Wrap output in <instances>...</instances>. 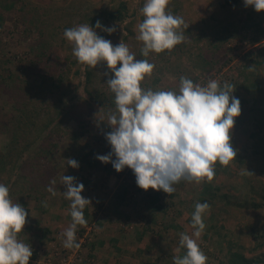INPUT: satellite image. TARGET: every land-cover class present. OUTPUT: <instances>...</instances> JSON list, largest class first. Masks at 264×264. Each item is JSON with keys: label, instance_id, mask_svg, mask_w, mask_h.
<instances>
[{"label": "trees", "instance_id": "1", "mask_svg": "<svg viewBox=\"0 0 264 264\" xmlns=\"http://www.w3.org/2000/svg\"><path fill=\"white\" fill-rule=\"evenodd\" d=\"M133 1H47L62 12V23L52 25L51 28V21H45L52 37H43L37 45H31L33 52L39 50L36 52L38 63L43 62L40 67L42 73L33 77L34 82L28 79V75L23 77L20 74V62H17L16 70L12 71L7 66L8 61L0 57V95L9 92L13 86L17 90L10 94L12 104L2 107L15 113L9 123L0 121V133L6 130L9 135L8 144L3 150L0 149V183L9 188L12 201L22 204L28 212L29 202L35 200L37 208L46 213L50 208L48 204L51 195L47 189L53 184L41 183L38 179L46 178L56 182L61 177L53 160L57 153L55 149L62 142L71 149L66 159L74 158L83 170L88 166L100 165L97 155L103 152L105 154V151L86 147V143L83 145L86 148L85 155L79 157L75 147L81 148L80 141L89 138L95 130L104 128V136L107 131L112 130L105 119L115 111L114 93L106 82L114 73L104 62L96 67L78 62L73 54L74 45L64 36L65 29L81 24L95 27L96 22L100 21L104 27H114L115 31L108 33L101 28L97 29L98 35L110 40L113 45L123 41L137 59H148L155 65L153 72L141 82L144 88L161 90L159 83L165 78L175 79L180 84L181 76L201 85H206L212 79L221 85L225 81L234 85L233 95L241 102V114L236 118L232 130V144L238 155L228 166L217 161L214 176L222 171L231 174V166L236 165L243 177L234 187L237 190L243 188V195L223 192L225 185L222 182L215 185L210 181L201 188L195 200L192 197L194 205L187 221L194 231L191 224L194 206L196 202H207L210 209L203 217L206 228L202 237L211 239L212 233L224 236V259H220L219 264H264V11L257 12L251 6L246 7L243 0H207L206 11L200 16L196 0H169L168 10L184 19L185 23L181 27L185 39L171 50L151 52L148 57H143V42L138 41L136 36L138 24L145 18L141 11L145 0H139L136 5ZM17 2L18 0H0V5L5 10H10L15 8ZM35 20H38L37 16L32 17V21ZM3 26L4 13L1 12L0 32ZM37 28L44 35V30L39 26ZM56 35H60L59 40L53 44L50 39ZM32 63L39 66L37 61ZM230 71L234 74L229 73ZM80 90L84 93L82 96L79 95ZM96 105H99L97 109ZM2 114L3 111H0V115ZM72 120L78 123V127L71 125ZM98 120V125L94 127V122ZM239 131L245 135V140L238 148L233 135ZM106 150L107 154L111 152L109 144ZM64 162L67 164V161ZM105 169L108 173L115 170L113 166ZM36 173L40 178L36 179ZM68 176L77 180L74 174ZM80 183L84 184V194L91 181L84 177ZM122 186L115 193L116 199L111 202L117 208L132 198L127 185ZM56 188L54 191L57 197ZM171 194L174 197L177 192ZM58 199L59 197L55 198L54 203H51L57 204ZM151 200L154 209H164L165 204L158 192L151 196ZM68 202L65 200L64 205L67 206ZM174 203L172 201L170 205L174 206ZM98 208L86 205V225L94 223L92 211ZM222 212L229 217H243L242 221H238L239 231H229L224 222L226 215L221 216ZM181 215L182 210H179L173 218L177 220ZM108 222L110 226L113 220L99 218L94 223V240L86 236L87 241L83 246L90 249V257L94 256V249L98 245L104 244L100 232L105 233ZM86 225L77 226V243L87 232ZM33 226L36 232L25 241L32 242L36 238L38 246L35 250L32 248L33 255L29 264L43 255L40 249L48 240H57L51 227H40L38 222ZM169 227L182 228V225L167 221L164 228ZM219 227L227 229L231 234L220 232ZM28 229L30 226L27 225ZM49 234H53L51 238ZM250 240L251 245H248ZM185 253L186 249L181 246L178 256L182 257ZM79 264H91V261L82 260Z\"/></svg>", "mask_w": 264, "mask_h": 264}, {"label": "clouds", "instance_id": "2", "mask_svg": "<svg viewBox=\"0 0 264 264\" xmlns=\"http://www.w3.org/2000/svg\"><path fill=\"white\" fill-rule=\"evenodd\" d=\"M169 0H145L141 9L144 19L138 24L136 39L143 42L141 54L161 53L184 41V19L168 10ZM246 7L264 11V0H243ZM112 33L115 28L81 24L65 29L64 36L73 46L78 62L96 67L104 62L114 75L107 80L114 93L115 111L108 114L111 131L106 140L111 146L107 155H97L101 162H111L116 171L133 170L137 185L144 189L163 190L171 194L182 179L200 183L211 180L218 161L223 166L237 158L232 144L235 120L241 114V102L233 95L234 85L215 79L206 85L180 77L179 90H153L141 82L155 65L148 59H137L123 41L113 45L97 33V29ZM115 156V159H113ZM68 166L78 168L74 158ZM64 196L70 201L71 225L65 230V248L79 247L76 242L78 225H86L84 216L90 199L82 196L84 184L64 175ZM55 184V180L51 181ZM52 195V187L47 189ZM45 206H46V202ZM207 202H196L191 235L180 233V245L186 249L182 257H173L174 264H206L208 257L197 243L206 228L204 214ZM29 213L20 203H13L9 188L0 183V264H29L32 247L18 239Z\"/></svg>", "mask_w": 264, "mask_h": 264}, {"label": "rangeland", "instance_id": "3", "mask_svg": "<svg viewBox=\"0 0 264 264\" xmlns=\"http://www.w3.org/2000/svg\"><path fill=\"white\" fill-rule=\"evenodd\" d=\"M42 0H18L15 8L10 10H5L3 6L0 5V13H4V26L0 32V57L4 60H7L10 70H16L17 62H20V74L24 76L28 75V79L34 82L33 77L37 76L38 73H42L43 62L38 63L36 52L31 50V45H37L41 38L52 37L50 30L47 28V23L45 21H51L52 25H57V23H62V12L53 5H50ZM139 0H134L133 3L136 5ZM197 13L201 16L206 11L207 0H196ZM37 16L38 20L32 21V17ZM36 23V24H34ZM39 26L44 30V35H42L37 28ZM60 35L54 36L52 39L53 44L57 43ZM239 57L237 58V61ZM33 61H37L39 66H34ZM25 68V69H24ZM28 68V70H26ZM227 68L224 69L226 71ZM9 73V72H8ZM7 73V75H8ZM229 73L234 74L230 71ZM219 75V74H218ZM217 75V76H218ZM179 82L175 79L165 78L159 83V88L161 90H179ZM12 92H17L15 87H11L9 92L0 95V111H3V114L0 115V121L3 123H9L12 115L15 113L11 110H5L2 107H5V104L11 105V100H9L10 94ZM23 93V90L20 91ZM83 91L80 90L79 95H83ZM85 97V96H84ZM84 101V100H83ZM99 105H96L97 109ZM7 108V107H6ZM107 122V118L105 119ZM98 121L94 122V127L98 125ZM71 125L78 127V123L75 120H72ZM105 131L104 128L100 130H95L92 132V135L80 141L82 144L81 148L79 146L75 147L77 151L76 154L79 157H83L86 152V147L101 149L105 151V154L100 153L99 155H107L106 149L108 142L106 136L102 135ZM108 132V131H107ZM236 146L239 148L242 146L243 141L245 140V135L243 133L236 132L234 135ZM9 135L6 130L1 131L0 133V149H4L5 145L8 144ZM66 143L62 142L61 145L56 148V155L54 164L57 165L58 171L60 173L59 180L52 185L53 189L56 187V193L58 196L50 195L49 201L54 203L55 198H58L57 204H48L50 208L48 212L43 213L36 206V201L31 200L29 202V215L26 220L25 227L21 232L18 239L29 244L34 250L37 248L36 238H33L32 242H26L25 239H28L30 235L36 232L33 225H38L40 227H51L54 231V235L57 237V240H53L50 236V240L41 247L40 251L43 255L36 260H32V264H61V259L66 253L68 248H64L63 241L65 236L63 235L65 230L71 225L72 217L70 215V201L65 198L64 191H66V186L62 184L61 178L64 175L76 176V182H80L85 177L91 181L89 189L87 192L82 194L85 198L90 199L91 203L89 205L98 206L99 208L92 211L94 213V223L97 222L99 218L106 219L113 223L109 226L110 222L106 226V237L110 231L112 237H116L112 242L121 243L123 246L127 247V250L122 252H108L109 246L112 247L110 239L108 237L105 239V233L100 232V237L104 239L103 245H98L94 249V256L90 257V249L83 246L87 241V237H90V240H94L93 232L95 230L96 224H90L92 229L85 234L84 238L78 239V244L81 248V254L83 260L91 261V264H174L173 257H177L181 251L180 245V233H187L191 235L193 230L191 225L187 221L188 215H190V209L194 205L192 197L195 200L197 195L201 192V188L204 187L208 182L211 181L212 184L219 185L221 182L225 185L223 187V192H232L235 195H243V190L235 189L234 185L241 182L243 176H241V171L237 168L236 165H232L231 174H226L225 172H220L216 176H213L211 180L207 178L203 179L200 183L190 182L182 179L180 182L174 185L175 194L172 197L163 190L148 189L144 190L140 188L136 183V177L130 168H125L124 171L118 172L114 170L112 173H108L105 168H112V163H104L100 161V165L89 167L84 169L80 166L78 168H70L66 164V157L71 152V149L66 147ZM84 147V148H83ZM92 157V156H90ZM115 159V156H113ZM251 165H254L252 163ZM51 166V165H50ZM105 167V168H104ZM238 169V170H237ZM50 172V170H48ZM37 177L40 176L38 173L35 174ZM83 176V177H81ZM40 178V177H39ZM41 183L51 184V180L40 178L38 179ZM122 185H127L128 189L132 192V198L128 199L125 203L120 204L119 208L116 205H111V202L116 199V191L119 190ZM29 186V185H27ZM158 192L161 197V201L164 202L165 207L163 210H156L153 208V203L151 196ZM118 199V198H117ZM65 200L69 201L67 206L64 205ZM175 202L174 206L170 205V202ZM13 203H16L13 201ZM101 210H104L101 212ZM182 210V215L176 220L173 216L179 211ZM221 216L225 217V225L229 231H239V222L242 221L243 217L234 218L228 216L225 212H222ZM111 218V219H109ZM168 222H173L177 225H182V228H173L169 227L168 229L164 228V225ZM27 225L30 226V229L27 230ZM90 225H86V231H88ZM33 226V227H32ZM247 229L244 230L246 232ZM219 231L222 233H229L227 229L219 227ZM231 234V233H229ZM243 234V232H241ZM203 233L199 238H197V243L208 257L206 264H219L220 259H224L223 250L226 247L225 238L222 235L217 233H212L211 239H205L202 237ZM76 238H78L76 236ZM109 244V245H108ZM54 245V246H53ZM248 245H251V240ZM108 246V247H107ZM129 247V248H128ZM58 248V249H57ZM75 248V247H74ZM109 253V255H108ZM81 262V261H80ZM80 262H72L70 264H79Z\"/></svg>", "mask_w": 264, "mask_h": 264}, {"label": "built area", "instance_id": "4", "mask_svg": "<svg viewBox=\"0 0 264 264\" xmlns=\"http://www.w3.org/2000/svg\"><path fill=\"white\" fill-rule=\"evenodd\" d=\"M104 210H101V212H103ZM92 229L91 225L87 231V233ZM85 233V234H87ZM85 234L84 236H82L81 238H84L85 237ZM87 236V235H86ZM79 238V239H81ZM54 246V245H53ZM58 249V248H57ZM63 249H66L65 247ZM81 248H80V245L78 248H71L66 251V253L63 255V258L61 259V264H70L72 262H80L83 260V257H82V254H81ZM39 264H42L41 262H38Z\"/></svg>", "mask_w": 264, "mask_h": 264}, {"label": "crops", "instance_id": "5", "mask_svg": "<svg viewBox=\"0 0 264 264\" xmlns=\"http://www.w3.org/2000/svg\"><path fill=\"white\" fill-rule=\"evenodd\" d=\"M113 235H111V233H110V231L108 232V234H107V237H106V232H105V239L107 238V241H108V237H109V239H110V245L112 246V247H110L109 246V249H108V252L110 253H112V252H117V251H120V252H122V251H124V250H127V247L124 245H122L121 243H117L116 241L115 242H112L113 240H115L116 239V237H112ZM112 240V241H111ZM117 240V239H116ZM108 244V245H109ZM98 247V246H97ZM108 247V246H107ZM129 248V247H128ZM109 253H108V255H109Z\"/></svg>", "mask_w": 264, "mask_h": 264}]
</instances>
